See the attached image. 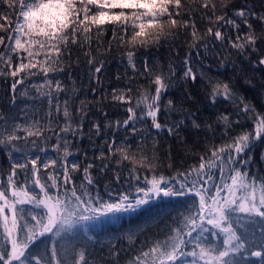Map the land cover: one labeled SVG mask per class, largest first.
<instances>
[{
    "label": "snow or ice",
    "instance_id": "snow-or-ice-1",
    "mask_svg": "<svg viewBox=\"0 0 264 264\" xmlns=\"http://www.w3.org/2000/svg\"><path fill=\"white\" fill-rule=\"evenodd\" d=\"M197 20H207L215 27H207L205 35L198 36ZM228 29L235 33L234 38ZM0 30V78L11 80L12 103L15 104L18 86L23 88L38 77L47 89L41 94L47 105L43 119L56 122L55 128L42 132L46 126L33 120L31 126L38 129L33 132L21 127L17 118L0 114V147L11 161L7 169H0V264L20 260L40 235L60 237L82 221L134 211L161 194L185 193L195 194L197 202L177 213L168 226V238L145 244L129 264H175L181 257L186 258L185 264H232L227 258L242 252L259 257L260 264H264V175L253 176L249 166L253 144L264 139V109L238 91L247 86L254 95L264 98V0L259 7L255 0H222L219 8L210 0H193L191 4L183 0H0ZM108 30L112 39L102 40ZM94 34L96 40L92 39ZM181 38L187 39L189 49L181 62V79L194 82L200 89L203 106L214 110L212 123H198L195 113L161 123L162 109L166 114L173 108V101L168 99L162 104V97L174 86L176 69L170 63L165 72L148 50ZM112 41L126 69L134 76L147 78L151 91L137 93L134 99L131 87L127 92L100 89L104 98L110 94L114 103L124 106L126 118L115 122H107L108 113L102 109L101 120L87 119L85 100H80L79 107L73 105L74 112H70L69 100L76 90L63 80L71 79L72 68L79 67L72 62L73 52L83 53L89 80L99 85L107 60L93 54L96 49L92 44H103L107 54L113 50ZM225 46L236 52L239 63H232L224 78H206L197 70L191 52L194 50L198 57L201 49ZM215 63L225 66L224 59ZM33 88L40 92L37 85ZM91 91L95 95L98 89ZM61 95L65 97L62 112ZM175 110H182V106ZM34 115V111L25 113V125ZM86 119L88 141L95 144L93 136L104 137L94 149L99 154L92 158L73 143L85 139ZM149 119L151 124L146 128H137V123L145 124ZM189 127L204 137L205 151L198 155L196 164L180 171L171 163L169 146V175L156 167L158 158L154 153L148 156L134 151L130 141V137L139 138L142 143L153 133H164L186 146L188 141L182 131ZM121 129L125 135L118 143L116 132ZM50 141L54 156L46 150L32 151V146L40 148L39 142ZM157 143L153 137V149ZM70 147L76 150L69 151ZM135 148L140 149V143ZM16 153H21L20 159ZM125 170L127 175L122 174ZM93 172H111L116 187L109 185L101 193L98 175ZM77 173H82V179L76 177ZM25 205L41 208L42 214L26 215ZM235 212L247 214L253 222L260 218L258 241L244 234L236 236L231 227V214ZM127 234L134 233L130 230ZM61 247L54 239L47 253L33 259L36 264H68L60 253ZM78 247L81 250L77 251ZM144 247L148 250L144 251ZM5 248L9 251L5 252ZM86 248L87 245L73 246L71 264H90ZM257 248L260 250H254ZM108 251L112 256L119 254L115 245H110Z\"/></svg>",
    "mask_w": 264,
    "mask_h": 264
},
{
    "label": "trees",
    "instance_id": "trees-1",
    "mask_svg": "<svg viewBox=\"0 0 264 264\" xmlns=\"http://www.w3.org/2000/svg\"><path fill=\"white\" fill-rule=\"evenodd\" d=\"M184 3L191 4L193 0H183ZM212 3H216L217 7L221 6L222 0H210ZM233 3H239L241 0H232ZM243 2H252V0H243ZM262 0H255V6L259 7ZM215 27V25L208 24L207 20H197V34L203 37L207 27ZM107 28V26H105ZM2 31V30H0ZM222 32L225 29H221ZM229 34L235 37V33L231 29H228ZM243 36V33H240ZM96 40L97 37L94 34L92 37ZM102 40H111V31L108 30L106 34L101 38ZM113 43V50L110 53L105 54L103 44L97 45L92 44V48L96 49L93 54L99 59L107 60V67L104 70L101 84H96L94 81L89 80L88 69L85 63V57L83 53L73 52L74 64L78 63L79 67L72 68V77L68 80H63V83L69 88H74L76 94L72 95V99L69 100V111L74 112V106L79 107L80 100L87 102L88 117L87 119L101 120V109L103 112L108 113L107 122H115L126 118L127 113L124 111L123 105H117L112 101V97L109 94L107 98H104L103 94L99 91L100 89L106 90L111 93L113 88L123 89L127 92L129 87L132 88V95L135 99L137 93L144 94L151 91L152 86L149 84L147 78L134 76L130 69H126V66L121 62L119 49ZM215 43L219 44V41ZM188 41L186 38H181L173 44L162 42L158 47L149 49L151 53V59L158 62L163 70L167 71V66L171 63L176 69V80L174 86L169 89L167 93L162 97V104L166 103L168 99L173 101V108L165 114L160 116L161 123L166 120L176 121L186 115V113H195L199 117L198 123L207 121L212 123L215 119L212 116L213 109H208L203 106L202 93L194 82H185L182 77V66L181 62L185 55L189 52L187 47ZM39 51V49H34ZM194 61L196 62L197 70L204 73L206 78L219 77L224 78L225 72H230L232 63H239V57L230 46L224 48H210L208 51L201 49L200 55L197 57L196 52H191ZM77 56L79 60L77 61ZM224 59L225 66L219 67L216 61ZM203 61L201 64L200 61ZM67 65L68 61L64 62ZM138 66H139V62ZM211 67V72L208 71ZM121 76L120 80H117V76ZM11 80L0 78V114L3 117L17 118L16 122L21 127H29L30 131H37V127L31 126L33 120H38L40 124H44L46 127L41 131H47L49 127L55 128V121H45L43 119L44 113L47 111L46 101L41 95L47 91L43 84V80L38 77H34L30 84H25L23 88H17V95L15 104L12 103L13 93L11 91ZM33 85H37L40 88V92L34 90ZM92 88H97L98 91L94 95L91 91ZM242 95L247 96L248 99L252 100L262 109H264V98L254 95L253 90L240 88L238 90ZM65 99L61 95V112L63 111L62 101ZM55 103V101H53ZM177 106H182V110H175ZM35 112V115L29 119L27 125H25L22 119L26 112ZM85 122L84 133L85 139L79 141H73V143L80 149L87 152L88 157L92 158L98 155V151H94L96 145L103 143L104 137H95L93 140L95 144L90 143L87 139L89 125ZM60 124L63 123L61 119ZM151 124V120H147V123H137V128H146ZM75 121H73V127H76ZM222 130V129H221ZM111 134L112 130H107ZM118 143L123 139L125 130L121 129L116 132ZM183 137L188 141L187 145H182L179 140L167 137L166 134L160 133L156 135L153 133L152 136H148L142 143L139 138L130 137V141L133 142V150L142 152L145 155L152 156L153 153L158 158L156 161V167L164 170L165 175L171 174V170L166 168L167 160L166 153L168 152L169 146H171V155L174 167L180 171L189 168L191 165L197 163V157L203 154L205 151L204 137L201 134H197L195 129L189 127L188 131H182ZM153 137H155L158 143L153 149ZM71 139V137H69ZM217 143H220L217 138ZM40 143V148L32 146L33 152L47 151L53 156L55 155L54 150L51 149V141L48 143ZM140 143V149L135 148V144ZM106 147V146H105ZM75 148L70 147L69 151H75ZM251 160L249 162L250 171L253 176L264 175V139L257 140L251 148ZM83 160V157H80ZM10 158L4 153V149L0 147V169H7L10 164ZM123 167V165H122ZM123 175H127L125 170ZM146 174V173H145ZM93 175H98L99 180V191L101 193L107 191L109 185L112 188L116 187V184L112 180L111 172H105L103 174H97L93 172ZM76 177L82 179V173H77ZM73 177V181L79 184V180ZM43 183V179L41 180ZM259 183V182H258ZM90 190V189H89ZM35 195L36 193H31ZM79 194V193H78ZM195 194L185 193L181 195H163L153 199L148 204L134 210L127 212H114L112 214L101 215L96 218L82 221L73 225L70 229H66L61 233L60 237H54L53 234H43L37 237L36 240L32 241L29 247L25 250V254L20 260L13 261L12 264H36L33 257L43 256L50 249L53 240L61 243L62 247L60 253L68 259V264H71L72 248L75 245H87L86 255L90 264H129L132 256L137 254V250L145 244H151L153 241H162L167 237L168 226L173 224V221L177 217L178 212H184L188 208L195 198ZM193 200V201H192ZM42 209L31 205L24 206V212L27 215L32 212L33 214L41 213ZM39 218V216H37ZM260 219V218H259ZM262 227V226H261ZM261 229V228H260ZM131 230L132 235H128ZM238 236L240 234L238 233ZM67 243V244H65ZM110 245H115L118 250L117 256L109 254ZM81 250L80 247L77 251ZM147 247H144V251H147ZM9 250L5 248V252ZM251 257V256H249ZM230 261V258H227ZM253 259V258H251ZM149 261H145L144 264H148Z\"/></svg>",
    "mask_w": 264,
    "mask_h": 264
},
{
    "label": "rangeland",
    "instance_id": "rangeland-1",
    "mask_svg": "<svg viewBox=\"0 0 264 264\" xmlns=\"http://www.w3.org/2000/svg\"><path fill=\"white\" fill-rule=\"evenodd\" d=\"M27 150V149H26ZM49 156H53L51 153H48ZM17 159H20L21 153H16L15 154ZM237 195H240V193H237ZM197 197H195L192 201V204L197 202ZM191 204V205H192ZM232 218L234 222L232 223L231 227L235 229V234L238 236V233L240 236L242 234L246 235L249 237V239H255L259 240V232L261 228V224L259 223V218H257V222H253L252 220L248 219L247 214L245 213H232ZM215 239L219 240V237H215ZM67 244V243H65ZM254 250H260V249H254ZM247 252H242V253H237V254H231L229 256L230 261L232 264H260V258L251 256ZM253 258V259H251ZM185 259L184 257L178 258L175 264H185ZM149 264V262H148Z\"/></svg>",
    "mask_w": 264,
    "mask_h": 264
}]
</instances>
